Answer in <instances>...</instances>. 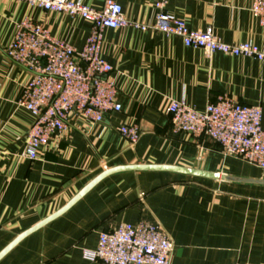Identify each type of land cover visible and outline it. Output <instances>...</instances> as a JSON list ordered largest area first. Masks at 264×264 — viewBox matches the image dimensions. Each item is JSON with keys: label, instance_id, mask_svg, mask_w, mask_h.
Wrapping results in <instances>:
<instances>
[{"label": "crops", "instance_id": "0c3cea01", "mask_svg": "<svg viewBox=\"0 0 264 264\" xmlns=\"http://www.w3.org/2000/svg\"><path fill=\"white\" fill-rule=\"evenodd\" d=\"M102 8L105 0H81ZM130 22L103 32L121 111L91 123L70 116L38 158L23 156L34 116L21 105L31 72L6 55L25 18L81 49L92 24L81 17L0 1V252L19 234L64 207L106 168L172 165L219 173L218 178L168 170H127L106 176L63 214L33 231L0 264H104L86 253L99 235L122 223L157 222L175 248L171 264H264V168L225 156L210 138L172 129L170 105L183 100L199 111L226 95L260 105L264 128V61L187 47L155 25L156 0H115ZM253 0H169L166 9L192 30L211 29L227 43L264 50ZM134 24L147 26L146 30ZM141 135L131 145L122 125ZM229 177L262 180L242 182Z\"/></svg>", "mask_w": 264, "mask_h": 264}, {"label": "built area", "instance_id": "2783aa9c", "mask_svg": "<svg viewBox=\"0 0 264 264\" xmlns=\"http://www.w3.org/2000/svg\"><path fill=\"white\" fill-rule=\"evenodd\" d=\"M1 1V0H0ZM39 6L45 11L81 17L92 24L84 46L76 48L59 39L41 22L25 18L17 24L16 33L6 55L31 72L25 85L21 105L34 116L23 156L35 160L53 136L65 130L70 116L78 114L91 123L101 121L110 112L121 111L117 86L111 77L112 65L101 55L103 32L130 22L122 6L105 0L94 8L81 0H12ZM169 0H156L154 27L182 38L187 47L202 49L207 56L223 52L232 56H249L264 61V50L252 42L227 43L209 28L192 30L167 9ZM251 12L264 33V0H253ZM146 30L147 26L134 24ZM172 129L210 138L221 146L225 156L240 158L264 168V128L260 105L241 104L226 95L210 102L205 110L188 106L183 100L170 105ZM121 134L131 145L141 131L134 125H122ZM175 245L167 232L153 220L122 223L111 231L101 232L95 250L87 252L90 260L104 264H171Z\"/></svg>", "mask_w": 264, "mask_h": 264}, {"label": "water", "instance_id": "95a60500", "mask_svg": "<svg viewBox=\"0 0 264 264\" xmlns=\"http://www.w3.org/2000/svg\"><path fill=\"white\" fill-rule=\"evenodd\" d=\"M127 170H168V171H176L182 172L186 174H192L197 176H206L212 178H218L219 173L207 172L204 169L200 168H186L181 166H172V165H154V164H133L128 166H116L112 168H106L103 172H101L98 176H96L93 180H91L87 185H85L64 207L40 221L27 231L19 234L6 248H4L0 252V259L5 256L15 245H17L23 238L32 233L33 231L39 229L40 227L46 225L50 221L54 220L61 214H63L67 209H69L73 204H75L83 195H85L89 190H91L98 182L104 179L106 176L119 172V171H127ZM230 180L242 181V182H260L263 183L262 180H246L239 179L234 177H229Z\"/></svg>", "mask_w": 264, "mask_h": 264}]
</instances>
